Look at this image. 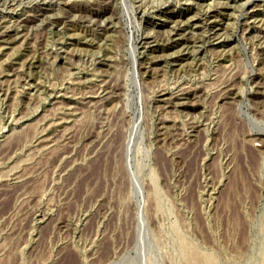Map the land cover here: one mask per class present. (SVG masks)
Listing matches in <instances>:
<instances>
[{"label":"rangeland","instance_id":"rangeland-1","mask_svg":"<svg viewBox=\"0 0 264 264\" xmlns=\"http://www.w3.org/2000/svg\"><path fill=\"white\" fill-rule=\"evenodd\" d=\"M0 264H264V0H0Z\"/></svg>","mask_w":264,"mask_h":264},{"label":"bare ground","instance_id":"bare-ground-1","mask_svg":"<svg viewBox=\"0 0 264 264\" xmlns=\"http://www.w3.org/2000/svg\"><path fill=\"white\" fill-rule=\"evenodd\" d=\"M124 1H125V0H124ZM126 6H128V5H126ZM132 47H133V46H132ZM132 51H135L134 48H132Z\"/></svg>","mask_w":264,"mask_h":264}]
</instances>
